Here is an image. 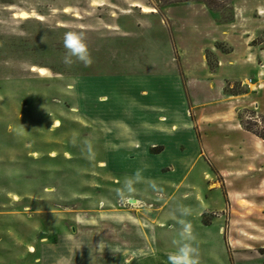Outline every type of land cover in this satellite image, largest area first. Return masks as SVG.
Here are the masks:
<instances>
[{"label":"rangeland","instance_id":"obj_1","mask_svg":"<svg viewBox=\"0 0 264 264\" xmlns=\"http://www.w3.org/2000/svg\"><path fill=\"white\" fill-rule=\"evenodd\" d=\"M171 1L0 0V264H129L185 244L199 264H264L263 197L242 204L230 189L245 185L239 178L228 185L215 163L222 156L215 121L264 135V110L237 97L254 87L250 70L232 69L243 80L225 84L223 101L195 80L201 65L219 72L220 58L233 50L239 58L246 36L259 48L264 0H230L216 10ZM66 32L84 34L87 66L75 57L63 62ZM163 75L194 80L173 124L180 130L187 122L197 136L179 152L200 155L199 173L178 174L170 164L177 155L135 121V109L149 103H138L122 79ZM189 189L193 210L182 200Z\"/></svg>","mask_w":264,"mask_h":264},{"label":"crops","instance_id":"obj_2","mask_svg":"<svg viewBox=\"0 0 264 264\" xmlns=\"http://www.w3.org/2000/svg\"><path fill=\"white\" fill-rule=\"evenodd\" d=\"M261 8L263 11H258V14L262 15L264 13V6H261ZM248 39H250V36H246L244 41V50L239 58H235L236 50L228 53L224 59L220 58L219 62L221 67L218 68L219 72H212L208 68L201 65L200 70H198V76L195 80L200 82V89L204 88L205 96H213L216 101H223L222 97L225 94V84L228 81L243 80L240 76H233L231 74L232 69L237 65H244L250 70V84L254 87L251 89L247 87L249 88V92L237 97L243 99H254L256 100L254 104L264 110V41L257 49L254 45L250 44ZM122 80L124 84L129 86L127 87L128 89H131L138 94V100L140 99V102L138 103H149V108L139 107L138 109H135L137 113L140 114V117L138 115V120L135 118V121H138V123L139 121H143L144 124L142 128L144 131H147L149 138L153 139L159 137V140H164V144H166L165 151L167 153L171 152L177 155L175 161H170V164H173L176 167L175 170L178 171L177 173L182 174L185 172L191 175L199 173L203 169L200 163V155H181L182 152H179L181 145L188 146L190 144L188 137L193 139L195 136L191 133L187 122L181 124L180 130L174 129L175 125L173 124V120L176 121L174 112L183 110L189 103L186 89L189 88L190 91H193V84L190 82L194 80L190 77H186L185 85L182 83V80L175 75L134 79L124 78ZM172 92L176 95L175 98L177 102L175 104L172 100ZM138 100L134 99L135 102ZM193 101L194 103L199 102L200 105L210 103H203L202 100L195 99L194 97ZM176 105H179L180 107ZM156 109L159 110V112H157ZM158 113L163 114V118H160ZM206 116L211 118L212 114L207 112ZM215 122V128H217V130H215L214 133L219 137L222 143V153H218V155H222L220 159L221 161L217 162L215 159L219 174L224 178L228 185H236L238 178L241 180L240 182L242 185H245L242 190L230 189V192L235 191V193H239L241 195V199H244L241 202L245 205L248 202L252 203V201L248 198L249 196H253L252 200L254 203H257V200L260 197H263L260 201H264V194L256 195L254 193V191L264 190V141L254 136L252 133L244 130L241 127V124H236V121L234 120H218ZM218 127L222 129H218ZM144 134L146 133L144 132ZM206 137L208 136L206 135ZM206 137L204 142L209 146L210 144L206 140ZM195 138L197 139V136ZM192 160L196 161V164L192 167L190 166L187 170H184L183 166L189 164ZM233 178H235L234 183L232 182ZM255 179L257 180L256 187L255 185L249 186V181H254ZM188 181H190V179ZM189 188H192V186ZM170 192L172 193L171 208L174 211V208L176 207L173 205V200L175 199L176 193H174V189H171ZM190 194H192L191 189H189L187 194L182 196V200H186L188 202L186 208L193 210L194 208H192V204L189 203L191 199ZM184 207L185 206L182 204L181 209ZM167 209L169 210V208ZM173 211L171 210L170 212L176 214V212ZM188 213L185 212L186 217H189ZM191 219L192 217H189L188 220H184V218H181L180 220L188 222ZM193 221L195 222V220ZM191 235L192 233H190V237ZM178 250V248L152 250L143 254L140 259L132 260L129 264H174V261L170 260V257L176 258ZM197 254L198 252L196 253V257ZM176 264H183V261L177 259ZM197 264H199L198 261Z\"/></svg>","mask_w":264,"mask_h":264},{"label":"clouds","instance_id":"obj_3","mask_svg":"<svg viewBox=\"0 0 264 264\" xmlns=\"http://www.w3.org/2000/svg\"><path fill=\"white\" fill-rule=\"evenodd\" d=\"M64 47L67 49V53L63 62L70 64L72 62L71 57H75L76 60L82 62L85 66L90 63V57L87 51V45L84 43V34L75 32H66L64 34ZM191 228L189 224H184L182 228V235L190 238ZM182 260L183 264H197L196 249L190 247L188 244L183 245L177 253V257H170V260Z\"/></svg>","mask_w":264,"mask_h":264},{"label":"trees","instance_id":"obj_4","mask_svg":"<svg viewBox=\"0 0 264 264\" xmlns=\"http://www.w3.org/2000/svg\"><path fill=\"white\" fill-rule=\"evenodd\" d=\"M230 0H172V3H187V2H198L204 4L206 7L216 10L217 8L226 7V3ZM246 130L256 134L258 137L264 140V135L253 132L252 130L245 128Z\"/></svg>","mask_w":264,"mask_h":264},{"label":"bare ground","instance_id":"obj_5","mask_svg":"<svg viewBox=\"0 0 264 264\" xmlns=\"http://www.w3.org/2000/svg\"><path fill=\"white\" fill-rule=\"evenodd\" d=\"M141 9H142V12L143 13H152V12H154V10L153 9H150V8H148V7H145V6H142L141 7ZM20 17L21 18H26L27 17V14L26 13H20ZM39 20H42V17H37ZM35 68H32V70H34ZM38 71L41 73V74H44L45 73V70L43 69V68H39L38 69Z\"/></svg>","mask_w":264,"mask_h":264}]
</instances>
